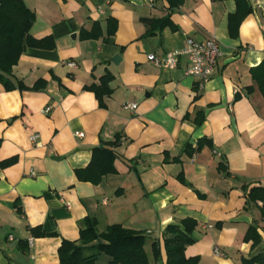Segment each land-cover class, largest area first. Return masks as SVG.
Masks as SVG:
<instances>
[{
    "label": "crops",
    "instance_id": "obj_1",
    "mask_svg": "<svg viewBox=\"0 0 264 264\" xmlns=\"http://www.w3.org/2000/svg\"><path fill=\"white\" fill-rule=\"evenodd\" d=\"M24 2L35 13L31 35L52 36L56 46L28 48L13 68L28 87L44 80L43 89L7 91L0 82V163L17 158L0 166V264H59L63 239H79L88 216L99 232L112 224L143 232L151 259L158 241L159 264L167 261L165 229L186 218L197 227L185 256L199 257V264H244L243 258L264 253L263 203L245 210L242 189L264 187V95L253 76L264 60V0H246L252 12L236 37L229 17L237 0H185L171 13L177 29L154 35L144 19L168 14L167 0ZM96 23L101 36L81 38ZM210 37L218 39L221 56L203 87L187 74L186 55L175 69L148 59L182 50L188 38ZM107 73L113 92L102 107L87 86ZM128 102L137 109H124ZM198 110L205 112L201 125L194 122ZM34 133L37 143L30 140ZM117 137V172L99 184L79 180L76 170L88 166L93 149ZM202 137L212 147L188 155L186 146L196 147ZM251 225L261 237L255 247L245 239ZM37 227L47 235L33 233ZM109 261L101 255L97 264Z\"/></svg>",
    "mask_w": 264,
    "mask_h": 264
},
{
    "label": "trees",
    "instance_id": "obj_2",
    "mask_svg": "<svg viewBox=\"0 0 264 264\" xmlns=\"http://www.w3.org/2000/svg\"><path fill=\"white\" fill-rule=\"evenodd\" d=\"M170 4V11L162 18L144 19L148 30L147 34L154 35L165 27L176 30L177 27L171 21V13L175 8L180 7L185 0H167ZM238 9L235 14L229 17L230 35L236 37L240 23L252 12L246 0H237ZM243 7V9H242ZM35 21V13L29 9L24 0H0V82L7 91L15 89L41 90L45 87L44 80H38L33 86L28 87L22 81L14 78L13 68L18 64L23 52L28 48L54 49L55 40L52 36L37 39L31 35V28ZM116 27V26H115ZM115 29V28H114ZM101 27L96 23L92 30L81 31V38L91 39L101 36ZM253 76L264 95V60L254 68ZM113 75L107 73L102 76L99 84L87 86L95 92L100 105L105 106V97L112 94L111 82ZM185 118H191L186 114ZM205 120L204 110L195 113L194 122L201 125ZM119 138L114 142L101 143L93 149L91 162L87 167L77 169L76 174L81 181H88L99 184L107 175L117 172L115 160L117 155L114 148L117 146ZM2 140L0 139V146ZM204 146L212 147V141L207 137L198 140L196 147L191 144L186 146L185 152L193 155ZM168 156V154H167ZM17 158L12 157L0 163L1 167H7L16 162ZM166 162L169 159H165ZM173 161L179 162V158ZM219 169L229 175L226 164L221 163ZM178 179L186 183L182 173ZM246 195L245 210L249 205L261 201L263 203L262 212L264 215V187L248 188L243 186ZM98 222L95 217L88 216L80 222V237L77 240L63 239L59 249V264H97L101 255L109 257V264H159L161 249L158 241L152 243V259L149 257L145 244L147 237L143 232L134 231L123 227L120 224H112L102 232L98 230ZM197 227V221L193 218H186L177 224H170L164 231V246L167 254L166 264H199V257H186L185 249L195 242L193 232ZM39 236L47 233L39 227L31 229ZM246 240H252L253 246L261 242V237L255 225H251L245 236ZM244 264H264V253H259L251 258H243Z\"/></svg>",
    "mask_w": 264,
    "mask_h": 264
},
{
    "label": "built area",
    "instance_id": "obj_3",
    "mask_svg": "<svg viewBox=\"0 0 264 264\" xmlns=\"http://www.w3.org/2000/svg\"><path fill=\"white\" fill-rule=\"evenodd\" d=\"M112 1V0H110ZM103 13V10H100ZM186 55L189 60L187 74L200 80V86L210 80L213 76L219 57L221 56L220 43L216 37H210L204 41H196L192 38L187 39L186 46L182 50L168 52L165 56H157L150 53L148 59L156 66L168 69H175L180 63V57ZM68 66L76 68L78 64L75 61H69ZM137 103H124L123 108L127 110H136ZM50 107L45 109V113L50 111ZM78 136H84L83 132H76ZM39 134L34 133L30 136L32 143H37ZM32 244V239L30 240ZM218 253V250L215 251Z\"/></svg>",
    "mask_w": 264,
    "mask_h": 264
},
{
    "label": "water",
    "instance_id": "obj_4",
    "mask_svg": "<svg viewBox=\"0 0 264 264\" xmlns=\"http://www.w3.org/2000/svg\"><path fill=\"white\" fill-rule=\"evenodd\" d=\"M119 60H120V56H119V55H116V56L113 58V61H114L115 63H117Z\"/></svg>",
    "mask_w": 264,
    "mask_h": 264
}]
</instances>
